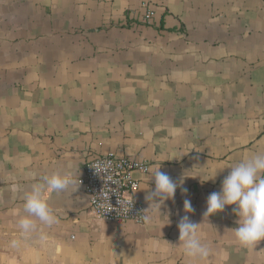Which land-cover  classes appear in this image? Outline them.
<instances>
[{
    "label": "crops",
    "instance_id": "1",
    "mask_svg": "<svg viewBox=\"0 0 264 264\" xmlns=\"http://www.w3.org/2000/svg\"><path fill=\"white\" fill-rule=\"evenodd\" d=\"M258 151L264 0H0V264H196L179 247L184 215L202 223L201 264H264V240L236 241L233 206L204 219L228 168ZM106 155L149 163L134 174L147 209L161 165L178 185L161 214H92L82 180ZM58 169L77 181L49 198L59 223L25 240L23 192Z\"/></svg>",
    "mask_w": 264,
    "mask_h": 264
},
{
    "label": "clouds",
    "instance_id": "2",
    "mask_svg": "<svg viewBox=\"0 0 264 264\" xmlns=\"http://www.w3.org/2000/svg\"><path fill=\"white\" fill-rule=\"evenodd\" d=\"M105 167L106 165L96 164L92 168L101 174ZM160 167L161 165L156 167L148 177V181L154 179L155 189L146 196L150 206L144 212L145 221L151 220L148 213L156 210L160 213L161 205L165 200L174 197L178 187L167 173L160 170ZM228 169L230 172L223 179L220 191L212 192L207 198L204 219L233 206L237 227L231 231L234 232L240 246L254 248L264 240V151L251 153ZM217 173L204 182L214 180ZM76 183L74 174L58 169L40 175L36 182L30 184L28 190L23 192L24 215L20 216L17 222L21 236L25 240L37 231L38 224L51 227L59 223L58 216L48 202L49 198L52 193L66 192L70 187H75ZM184 192L186 193L187 189H184ZM157 200L159 202H155ZM183 207L185 213L194 211L189 199L183 201ZM201 224L191 221L188 215L182 216L178 223L179 247H182L184 255L196 264H201L210 255L209 247L201 242L197 234ZM22 243L23 240L13 239L10 246L19 248Z\"/></svg>",
    "mask_w": 264,
    "mask_h": 264
},
{
    "label": "built area",
    "instance_id": "3",
    "mask_svg": "<svg viewBox=\"0 0 264 264\" xmlns=\"http://www.w3.org/2000/svg\"><path fill=\"white\" fill-rule=\"evenodd\" d=\"M151 20L152 13L147 15ZM106 165L101 174L92 167ZM136 172L148 174L150 165L128 157L106 155L93 157L86 165L82 180L90 199L92 214L107 222H135L144 224V212L147 207L134 197L140 182L134 177Z\"/></svg>",
    "mask_w": 264,
    "mask_h": 264
}]
</instances>
